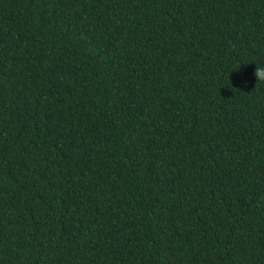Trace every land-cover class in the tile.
I'll return each instance as SVG.
<instances>
[{
	"label": "trees",
	"instance_id": "obj_1",
	"mask_svg": "<svg viewBox=\"0 0 264 264\" xmlns=\"http://www.w3.org/2000/svg\"><path fill=\"white\" fill-rule=\"evenodd\" d=\"M264 0H0V264H264Z\"/></svg>",
	"mask_w": 264,
	"mask_h": 264
},
{
	"label": "clouds",
	"instance_id": "obj_2",
	"mask_svg": "<svg viewBox=\"0 0 264 264\" xmlns=\"http://www.w3.org/2000/svg\"><path fill=\"white\" fill-rule=\"evenodd\" d=\"M255 75L258 77L257 81H264V68L256 67Z\"/></svg>",
	"mask_w": 264,
	"mask_h": 264
}]
</instances>
